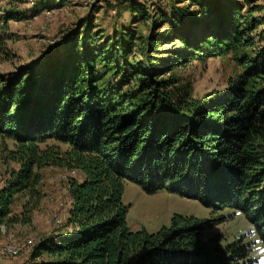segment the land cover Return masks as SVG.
<instances>
[{"label": "trees", "instance_id": "obj_1", "mask_svg": "<svg viewBox=\"0 0 264 264\" xmlns=\"http://www.w3.org/2000/svg\"><path fill=\"white\" fill-rule=\"evenodd\" d=\"M136 1L119 0L133 20L149 21L145 40L121 31L106 57L86 22L76 28L73 54L64 61L50 58L0 75V151L18 165L0 184V221L15 194L35 192L39 169L63 166L78 170L81 180L66 181L68 231L34 246V255L58 257L45 264H255L240 239L223 246L203 240V230L220 218L172 214L155 232L130 231L121 192L127 180L146 193L164 189L194 199L214 214L239 211L264 245V17L239 16L236 0H177L170 14L158 10L154 16ZM6 13L0 25L21 18ZM4 39L0 32L7 59ZM134 41L141 57L136 65H111L118 53L124 59L130 54ZM168 44L177 47L158 50ZM229 52L241 73L221 98L201 106L168 90L171 80H155ZM101 63L106 72L119 73L120 84L133 82V90L122 93L117 85L95 91Z\"/></svg>", "mask_w": 264, "mask_h": 264}, {"label": "rangeland", "instance_id": "obj_2", "mask_svg": "<svg viewBox=\"0 0 264 264\" xmlns=\"http://www.w3.org/2000/svg\"><path fill=\"white\" fill-rule=\"evenodd\" d=\"M176 1L137 0L136 2L142 5L150 16H154L158 10L170 14L171 7ZM45 2L52 4L46 8ZM60 3V0H0V13L13 10L21 17L19 20H8L0 25V32L6 38L3 45L9 52L7 59L0 53L2 77L7 78L18 67H35L38 63L48 62L50 58L64 61L67 55L73 54L71 43L77 39L76 28L79 29L86 22H90L94 27L92 31L98 33L94 46L106 52V57L116 48L119 32L131 31L134 39L140 36L144 40L150 33L149 21L142 23L133 20L126 10V4L119 0H66L63 5ZM236 7L241 10L239 16L245 14L264 17V0H250L247 4L242 0H236ZM47 11L53 12L46 15ZM163 30H167V27L157 29V33ZM137 44L138 41L133 42L131 52L125 59L118 53L110 64L115 63L122 69L130 65L135 66V62L141 59L136 54ZM171 45L163 47L159 45L158 50L177 47ZM255 45L257 46V43ZM241 52L249 53L246 49ZM153 54L146 53L147 56ZM238 54L236 57H240ZM162 56L164 57L160 56L158 59L166 58V55ZM101 59L103 58L99 60ZM102 66L101 63L95 69L94 76L96 78L97 75L100 76L98 82H95L97 86L95 91L99 93L109 91L117 85L122 93H130L133 90V82L120 84L119 73L106 72ZM240 73L239 63L234 62L233 54L229 52L219 57L191 61L155 80H171L168 90L178 91L186 96V99L195 100L196 105H200L204 100L207 101L212 97L221 98L223 93L228 91L229 82ZM257 83L258 81H254L255 85ZM50 142L51 140H48L47 143ZM259 142L264 146V138ZM5 144L11 147L10 141L5 140ZM60 147L64 148V145ZM2 155L0 151V184L3 183L8 172L18 166L15 161L3 159ZM37 172L39 178L34 188L35 192L24 190L15 194L9 206V214L0 221V247L16 248L14 254L0 253V264H45L58 259L57 256L44 251L34 255V246L45 238L58 237L68 231L65 222V210L68 204L66 181L69 178L80 181L81 174L76 169L63 166H45ZM62 174L66 175L65 179L61 178ZM121 202L128 206L125 224L130 231L144 229L147 233L155 232L161 226L168 225L172 214L193 216L203 220L220 218L203 230V240L215 238L223 246L240 239L250 247L249 256L256 260L255 264H264V245L254 232L253 226L239 211L222 209L214 214L194 199L181 197L164 189L146 193L127 180L122 181Z\"/></svg>", "mask_w": 264, "mask_h": 264}, {"label": "built area", "instance_id": "obj_3", "mask_svg": "<svg viewBox=\"0 0 264 264\" xmlns=\"http://www.w3.org/2000/svg\"><path fill=\"white\" fill-rule=\"evenodd\" d=\"M53 11H47L45 12L46 15H49L50 13H52ZM61 178L65 179L66 178V175L65 174H62L61 175ZM29 242V241H28ZM0 253L1 254H14L16 253V248L15 247H11V246H7V247H0Z\"/></svg>", "mask_w": 264, "mask_h": 264}]
</instances>
